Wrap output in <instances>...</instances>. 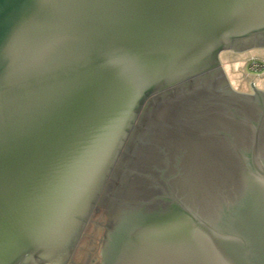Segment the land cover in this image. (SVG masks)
Masks as SVG:
<instances>
[{
  "label": "water",
  "instance_id": "95a60500",
  "mask_svg": "<svg viewBox=\"0 0 264 264\" xmlns=\"http://www.w3.org/2000/svg\"><path fill=\"white\" fill-rule=\"evenodd\" d=\"M261 39L264 0H0V264L96 206L102 264H264V92L220 61Z\"/></svg>",
  "mask_w": 264,
  "mask_h": 264
},
{
  "label": "rangeland",
  "instance_id": "374dc122",
  "mask_svg": "<svg viewBox=\"0 0 264 264\" xmlns=\"http://www.w3.org/2000/svg\"><path fill=\"white\" fill-rule=\"evenodd\" d=\"M220 61L236 91L251 94L254 91L252 83L255 89L264 91V48L243 53L225 51L221 54ZM253 61L261 62L262 70H252ZM89 221L82 232L76 252L70 257L71 261L68 260L70 264H94L95 259H100L95 264H101V243L109 217L94 212Z\"/></svg>",
  "mask_w": 264,
  "mask_h": 264
},
{
  "label": "flooded vegetation",
  "instance_id": "af4514ba",
  "mask_svg": "<svg viewBox=\"0 0 264 264\" xmlns=\"http://www.w3.org/2000/svg\"><path fill=\"white\" fill-rule=\"evenodd\" d=\"M261 42H264V39H261ZM264 92V91H263ZM254 92H252L251 94H253ZM94 212H97L98 214H100L101 216H103V215H107L108 216V210H107V207H104V206H96L95 208H94V211L92 212V215H93V213ZM91 215V216H92ZM91 218V217H90ZM90 220V219H89ZM90 222V221H89ZM111 227V226H110ZM107 236H108V232L106 233V237H105V239H107ZM81 238V237H80ZM79 242H80V240L78 241V243H77V245H76V247H75V249H74V251H73V253H72V255H71V258H72V256L74 255V253L76 252V250H77V247H78V245H79ZM105 246V240H104V244H103V247ZM104 249V248H103ZM102 249V250H103ZM103 254H101V264H102V260H103V256H102ZM71 258H69V260L71 261ZM100 259H95L94 261H93V263L95 264L96 262H98ZM70 261H68V262H66L65 264H70Z\"/></svg>",
  "mask_w": 264,
  "mask_h": 264
},
{
  "label": "built area",
  "instance_id": "2783aa9c",
  "mask_svg": "<svg viewBox=\"0 0 264 264\" xmlns=\"http://www.w3.org/2000/svg\"><path fill=\"white\" fill-rule=\"evenodd\" d=\"M260 65H261V67H260ZM252 66H253V68H252ZM263 65L261 64V62H257V61H253V62H251V69L252 70H262V67Z\"/></svg>",
  "mask_w": 264,
  "mask_h": 264
}]
</instances>
